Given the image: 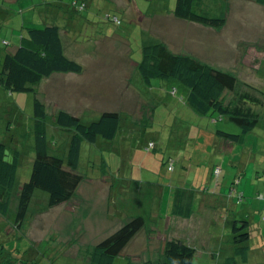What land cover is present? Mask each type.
<instances>
[{
    "label": "rangeland",
    "instance_id": "obj_1",
    "mask_svg": "<svg viewBox=\"0 0 264 264\" xmlns=\"http://www.w3.org/2000/svg\"><path fill=\"white\" fill-rule=\"evenodd\" d=\"M134 1L136 11L126 0H88L90 6L78 15L66 9L65 14L70 15L66 19L62 10L53 7L45 12L43 6L26 9L24 0L20 1V6L17 3L1 4L9 9L11 16L0 31V40L6 38L10 42L12 37L18 40V30L23 26L57 25L62 32L65 56L85 70L80 76H56L50 81L52 90L57 87L52 95L46 94L44 104L50 154L62 156L66 153L68 133L55 124V114L59 110L75 113L82 123L95 121L104 112H116L120 115L121 130L111 142L82 143L77 172L83 176V182L72 200L49 208L48 195L35 190L22 227L16 229L12 222L17 192L29 179L35 157L33 95L9 93L0 88V143L6 145L7 161H11L15 150L20 153L8 213L6 217L0 216V264H88L92 248L136 216L143 217L146 226L113 264L157 262L163 256L162 239L165 238L164 227L161 230L156 227L153 231L156 216L152 211L158 205V190L160 194L164 193L166 201L168 190L175 187L180 178L185 180L186 177L181 176L188 175L185 169L191 174L189 182H205L202 176L213 158L216 165H220L223 157L226 161L221 167L218 185L222 181L231 184L233 176L234 182L244 179L251 183L255 172L264 173V107L257 128L241 142L231 144L233 152L230 155L219 153L215 146L223 150L224 145L216 137L213 142H208L210 138L205 141L186 137V132L189 136V131L192 134L196 128L213 132L209 117L195 116L191 111L187 115L184 110L187 108L178 96L173 97L166 90L169 84L166 81L154 80L152 87L146 88L134 67L141 61L143 47L161 43L172 52L192 56L222 72L231 73L264 94V5L258 6L250 0H208L206 7L214 10V15L220 14L224 4L228 8L226 25L220 30H212L173 18L176 0H131ZM107 16L117 17L120 23L109 22ZM16 45L14 41L7 47L0 44V66L6 51L12 53ZM98 81H102V85H92ZM47 87L49 84L44 87L45 93ZM90 88L92 90H85ZM130 88L141 93L130 91ZM166 105H172L171 110L165 108ZM152 107L155 109L151 116ZM217 124L224 132L239 134V128L227 119ZM149 140L154 141L153 149L145 147ZM196 145L201 148L199 152L186 153L185 149L190 150ZM173 150H181L184 155L178 160L172 156L169 162ZM244 150L246 154H243ZM190 155L196 170L194 172L185 165L183 172L179 162L183 160L186 164ZM214 181L211 191L216 189ZM143 184L146 188L141 186ZM200 189L201 184L196 187L197 191ZM228 197H232L231 200L239 198L233 185ZM240 208L241 204L231 206L232 215H253ZM260 212H254V215L263 218L264 213ZM218 215L221 217L224 213ZM206 223L207 219L203 218L202 226ZM206 231L199 234L201 246L193 247L199 251L195 264H222L232 256L227 252L232 246V237ZM259 241L263 250L258 248ZM204 243L210 245L203 246ZM247 246V263L264 264V233L251 236Z\"/></svg>",
    "mask_w": 264,
    "mask_h": 264
},
{
    "label": "trees",
    "instance_id": "obj_2",
    "mask_svg": "<svg viewBox=\"0 0 264 264\" xmlns=\"http://www.w3.org/2000/svg\"><path fill=\"white\" fill-rule=\"evenodd\" d=\"M258 6L264 0H250ZM71 11L78 15L87 8L81 0L68 2ZM208 0H176L173 17L177 20L212 30H220L226 25L227 5L224 4L219 15L212 14L206 7ZM218 13V12H217ZM111 23L119 24L118 18L107 16ZM19 46L6 52L0 66V88L9 93H28L33 95V133L35 157L32 161L29 179L22 183L16 196V213L12 226L16 229L28 212L35 190L48 195V207H56L72 200L83 176L77 172L82 143L95 145L98 140L111 142L121 130L120 115L104 112L95 121L82 123L75 115L64 110L55 114L58 129L68 133L66 153L52 155L47 144L45 125V105L39 92L41 82L53 74H80L82 66L67 58L59 27L55 25L42 28L23 26L20 30ZM3 40V39H2ZM0 40L5 47L7 42ZM137 70L143 86L152 87V81L169 83L166 90L193 113L209 117L213 121V134L224 143H239L258 126L264 107V94L253 86L238 80L228 72H222L211 65L200 62L192 56L172 52L164 44L147 45L142 48V57ZM173 82V83H172ZM177 84L179 87H177ZM178 88L181 89L178 90ZM223 119L239 128V134L222 131L217 122ZM225 124V123H224ZM8 128V127H7ZM151 144L152 147H149ZM147 148L155 147L154 141H147ZM55 152V151H54ZM20 153L15 150L11 161L6 160V145L0 143V216L6 217L14 187ZM172 158H168L170 162ZM174 162V161H173ZM219 169L215 173V169ZM221 168L212 169V177L217 184ZM242 195L238 200L242 201ZM193 193L176 188L174 191L172 214L188 218L192 214ZM146 226L141 216H136L123 224L114 233L98 242L89 254L88 264H113L128 243ZM245 221L232 224V256L222 264H246L247 243L250 240L245 231ZM196 251L180 238H169L163 248V256L157 262L143 264H195Z\"/></svg>",
    "mask_w": 264,
    "mask_h": 264
},
{
    "label": "crops",
    "instance_id": "obj_3",
    "mask_svg": "<svg viewBox=\"0 0 264 264\" xmlns=\"http://www.w3.org/2000/svg\"><path fill=\"white\" fill-rule=\"evenodd\" d=\"M20 1H23V0H14V2H11L10 0H2L1 1V3H0V31L5 26V23L8 21L9 17L11 16V14H9L10 13L9 9H5L2 5L6 4V3L7 4L17 3L19 5ZM69 1L70 0H68V2ZM81 1L85 2L87 7L90 6L89 5L90 2H87L88 0H81ZM126 1L129 4L133 5L134 10L136 11L135 1L134 2H131V0H126ZM68 2L65 3L63 0H24L23 3L25 4V8L26 9L28 8L29 10H35L39 6L46 7V9L43 10L44 12L48 11L49 7L59 9V11L62 10V12L64 14L63 16L66 19V18L70 17V15L65 14L66 9L69 8ZM112 6L115 9V4H112ZM58 7H60L61 9ZM187 24H190V23H187ZM51 25H53V24H51ZM51 25H48V26H51ZM55 26H57V25H55ZM18 32H19V33H17V35H19L17 38L18 40H13V37L10 40V42L14 41L17 44L16 46H19V42L21 41L20 31L18 30ZM11 33H14V31ZM60 35L62 38L61 29H60ZM3 40L7 42L5 47L9 46L10 42L7 41L6 38H4ZM16 46H14V47H16ZM6 52H8V51H6ZM134 67L137 68V64L134 65ZM111 69H112V71L116 70L113 68H111ZM84 71L85 70L82 69V72L80 74H77V75L80 76L81 74H85ZM71 74H73V73L53 74L52 76H50L49 78H47L41 82V84L39 86V92H40V95H41V98H42L44 104L46 103V97H47L46 94L50 93L52 95V93H54L56 91V88H57V87H55V89H54V87H53L54 90H52V85L50 84V81L53 80L54 77H56V76H66V75H71ZM95 74H96V71L93 73V75H95ZM97 83L102 85L101 84L102 81L95 82L92 85L96 86ZM47 84H49V87H47L48 92L45 93L44 90L46 91L45 88H46ZM50 85H51V87H50ZM89 85H90V83L86 86H89ZM59 87H62V86H59ZM64 87L65 86H63V88ZM81 88H83V86H81ZM92 88H93V86H92ZM85 90L89 91L92 89L90 88V89H85ZM100 90H103V89H100ZM133 90L134 89L130 88V91H133ZM134 91H138V90H134ZM138 93H141V92L138 91ZM151 96H152V98H155L157 100V98L154 94H151ZM162 100H163V98H162ZM165 108L171 110L172 105H166ZM184 108H187V107H184ZM154 109L155 108L152 109L151 116L154 113ZM184 110H186L187 115L191 111L188 108L184 109ZM70 113L77 116L73 112H70ZM195 116H198V115L195 114ZM211 123L213 125V121H211ZM186 135H187L186 137L188 139L189 138L192 139L193 137H196V139H202L203 138V140H205V141H207L210 138V140H208V142L209 141L213 142L215 140V136H214L213 132L201 130L199 128H196L194 130V132H192V134L189 131V136H188V133L186 132ZM157 139H159V137ZM149 141H152V140H149ZM222 144L224 145L223 150H222V148L219 149L218 146H215V147H217L216 152H219V153L223 152V154H229V153L231 154L233 152V149L230 147L231 146L230 144L221 142V145ZM200 149L201 148L199 147V145H198V147L196 145V147H192L190 150L185 149V151H186V153H193V152L197 153L200 151ZM246 153H247L246 150H244L243 154H246ZM183 155H184L183 151L179 150V152H177L176 150H173V153L171 155H169V157L170 158L174 157L175 160L176 159L178 160ZM191 156L192 155L189 156V159L186 158L187 159L186 164H183L184 163L183 160H180V162H179L180 166L179 167L183 172L185 169V167H184L185 165L190 166V170L195 172V170H196V168H194L195 165L193 166V164H195V163L191 160ZM225 163H226L225 157H223L221 159L220 165H216L217 162H215V160L213 158L209 162V164L206 166L207 167L206 172L202 176L204 181L205 180L206 181L205 182L202 181L201 183H199V181L195 182V183L189 182L191 174L188 170L185 169V171H186V173H188V175L186 174L185 176H181V177H186L185 180L180 178L178 181H176L175 187H172V188L170 187L173 190H171V189L168 190V193L166 194V201L164 198V193L160 194V191L159 190L157 191L156 197L158 198V205L155 207L156 210L152 211V215L156 216V218L153 219V224L155 225L153 228V231H154V229H156V227L159 228L160 230L162 227H164V237L165 238L162 239L164 244H165L166 240H168L169 238L175 237V238H180L183 242H185L186 244H188L192 248L194 246H196L198 249V247L201 246V240L199 237V234L201 231L207 230L206 232H209V233H211V231H213L214 234H217L220 232V234H222L223 236H231L232 237V224L235 220L239 221V222L245 221L247 223V229L245 231L247 232L249 237L263 235V233H264L263 232L264 231V215H263V218H259L262 215H254V212L261 211L260 212L261 214L264 213V181L260 180V179H264V178H262V176H264V173L260 174L258 172H255V176H254L255 179L252 178L250 180L251 183H249L248 181L244 182V179H240L239 182L235 181L237 183V184H235V182H234L235 179L233 176V179H231L233 182H231V184H229V181L228 182L226 181V183H225V181H222L221 185H218V184H216L215 186L213 185V187H215L216 189L211 191L210 187L213 184V180H214L212 177V169L215 166L216 167L220 166L219 168H221L225 165ZM227 169H229V168H227ZM131 171H132V169L130 168V174H131ZM179 173L182 174V172H180V170H179ZM221 173H222V168H221ZM200 184H201V189H200V191H197L196 187ZM232 185H233L234 191H236V195H242V197H243L242 201H239L238 199L231 200L232 197H228V192H229L230 187H232ZM130 186H131V184H130ZM141 186H144V184ZM144 187L146 188V186H144ZM150 188H155V187L150 186ZM176 188H181L183 190L191 191L193 193L192 214L188 218H182V217H179V216L172 214L173 197H174V191ZM227 189H228V192H227ZM208 191L212 192L213 195L210 194ZM237 204L242 205V208H240V211L244 210V213L252 212L253 215H235V214L232 215L230 207L236 206ZM162 205H163V209H162ZM220 212L224 213V215H222L221 217H220V215H218ZM159 214H161V215H159ZM195 214H198L199 218H201L202 220L197 218ZM212 216H214L215 219H213ZM161 217L166 219V221L163 220ZM203 218L207 219V223L205 225L206 228L204 226H202ZM220 219H223V222H221ZM165 222H166V225H165ZM199 223H201V225ZM203 233H205V232H203ZM209 233H207V235H211ZM204 235H206V233ZM210 240H211V238H210ZM262 241H263V239H262ZM231 243H232V240H231ZM204 245L209 246L210 243H206V244L204 243L203 246ZM257 245H258V248H261V250H263V245H262L261 241L257 242ZM163 248H164V245H163ZM198 252L199 251L196 252V254H195L196 256H197ZM227 252H228V255L232 254L233 245L231 246V248H228ZM258 252L260 254L259 250H258ZM246 264H249V263H246Z\"/></svg>",
    "mask_w": 264,
    "mask_h": 264
},
{
    "label": "built area",
    "instance_id": "obj_4",
    "mask_svg": "<svg viewBox=\"0 0 264 264\" xmlns=\"http://www.w3.org/2000/svg\"><path fill=\"white\" fill-rule=\"evenodd\" d=\"M149 147H152L151 144L149 145ZM214 171H215V173H218L219 169L216 168Z\"/></svg>",
    "mask_w": 264,
    "mask_h": 264
}]
</instances>
